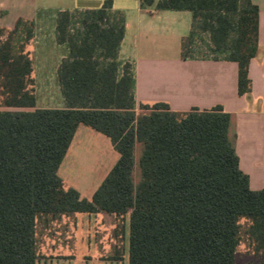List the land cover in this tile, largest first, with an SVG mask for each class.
<instances>
[{
	"label": "trees",
	"instance_id": "trees-1",
	"mask_svg": "<svg viewBox=\"0 0 264 264\" xmlns=\"http://www.w3.org/2000/svg\"><path fill=\"white\" fill-rule=\"evenodd\" d=\"M111 8L107 1L57 14V42L67 48L58 71L64 109L37 108L36 21L0 28V264H37L41 217L98 213L130 215L129 264H264V189L251 190L240 168L233 115L221 106L175 112L166 103L141 104L137 113L131 66L119 61L125 21ZM156 9L191 12L183 59L197 29L208 32L214 53L238 64L239 95L250 92L258 6L160 0ZM81 125L109 138L119 155L90 200L58 175ZM137 143L144 149L136 184Z\"/></svg>",
	"mask_w": 264,
	"mask_h": 264
},
{
	"label": "crops",
	"instance_id": "crops-1",
	"mask_svg": "<svg viewBox=\"0 0 264 264\" xmlns=\"http://www.w3.org/2000/svg\"><path fill=\"white\" fill-rule=\"evenodd\" d=\"M107 1L112 3L111 13L125 21L119 61L131 66L137 113H141V104L166 103L175 112L204 111L221 106L234 117L236 152L241 170L249 176L251 190L264 189V0H251L259 8V48L249 65L251 90L243 96L238 93L239 68L236 62L198 52L193 46L189 58L183 59L182 45L192 31V13L160 12L156 9L160 0H155L152 6L145 5L143 0H0V28H13L21 18L37 22L42 13L57 16L65 11L97 10ZM66 56L61 55L50 70L46 64L49 56H40L35 65L37 108L66 107L58 77ZM81 132L88 131L79 126L71 146ZM111 146L113 148L112 143ZM67 155L68 152L62 163ZM63 183L69 188L64 180ZM74 228L80 231L76 245L81 243L85 247V252L78 254L81 264H127L130 215L118 217L106 213L38 219L37 264H52L47 262L50 258L74 260L77 254L74 248L51 256L55 254L54 240H59L62 232ZM98 228L105 229L109 238L102 237ZM74 263L80 264L79 261Z\"/></svg>",
	"mask_w": 264,
	"mask_h": 264
},
{
	"label": "rangeland",
	"instance_id": "rangeland-1",
	"mask_svg": "<svg viewBox=\"0 0 264 264\" xmlns=\"http://www.w3.org/2000/svg\"><path fill=\"white\" fill-rule=\"evenodd\" d=\"M56 21L57 16L52 13L41 14L39 21L36 22L35 40L32 46L35 65L38 64V60L41 58L40 56H49L46 63L49 70L55 66L61 55L67 54L66 46L60 45L57 42L55 30ZM75 27H80V25L77 24ZM192 46L197 49L198 52L203 51L207 55L223 58V56H217L214 53V48L210 40V33L208 32L197 29L195 44ZM82 128L86 129L88 132H81L76 137L74 144L68 150L65 162L60 166V176L67 187L76 189L83 199H90L95 190L101 185L114 167L119 156L105 136L96 134V132L85 126H82ZM143 149V144H136L133 169V179L136 184L141 178L139 160ZM65 167H67L66 171L64 170ZM98 230V233L102 234V237L109 238L110 234L104 233L105 229H102V231L98 228ZM61 234L59 240H54L56 247L53 253L55 254L51 256H58L71 248H74L77 254L74 260L50 258L47 262H52V264H75L74 262L79 261L81 264L82 261L79 259L81 257H79L78 254L85 252V247L81 246V243L80 246L76 245L80 231L74 228L70 229L68 232H62ZM243 251L244 249L241 254H243ZM94 255L95 254H93V256ZM126 257V263L129 264V254H126Z\"/></svg>",
	"mask_w": 264,
	"mask_h": 264
}]
</instances>
